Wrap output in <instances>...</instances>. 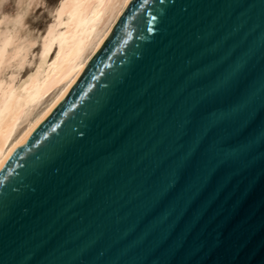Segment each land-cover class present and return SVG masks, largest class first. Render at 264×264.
I'll return each mask as SVG.
<instances>
[{
  "label": "water",
  "instance_id": "95a60500",
  "mask_svg": "<svg viewBox=\"0 0 264 264\" xmlns=\"http://www.w3.org/2000/svg\"><path fill=\"white\" fill-rule=\"evenodd\" d=\"M0 264H264V0H130L0 165Z\"/></svg>",
  "mask_w": 264,
  "mask_h": 264
},
{
  "label": "bare ground",
  "instance_id": "6f19581e",
  "mask_svg": "<svg viewBox=\"0 0 264 264\" xmlns=\"http://www.w3.org/2000/svg\"><path fill=\"white\" fill-rule=\"evenodd\" d=\"M129 1L60 0L36 36L20 32L24 11L0 18V165L70 88Z\"/></svg>",
  "mask_w": 264,
  "mask_h": 264
},
{
  "label": "rangeland",
  "instance_id": "374dc122",
  "mask_svg": "<svg viewBox=\"0 0 264 264\" xmlns=\"http://www.w3.org/2000/svg\"><path fill=\"white\" fill-rule=\"evenodd\" d=\"M23 1L22 0H19V1L18 0H0V18L6 15H7L6 17L8 16L11 17L19 11L21 12L24 11L22 25L26 27H23L21 25L20 32L23 34L24 32H26L33 36L42 34L45 27L51 22V19L53 17L52 13L54 12L56 5L58 4L57 2H59L60 0H42V1L41 0H30L29 2H26V0L24 2ZM24 7L25 8L27 7V8L24 9ZM28 69H30V66H27L24 69V71H27Z\"/></svg>",
  "mask_w": 264,
  "mask_h": 264
}]
</instances>
